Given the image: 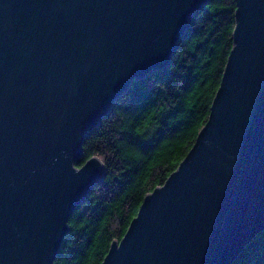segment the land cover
<instances>
[{"label": "water", "instance_id": "95a60500", "mask_svg": "<svg viewBox=\"0 0 264 264\" xmlns=\"http://www.w3.org/2000/svg\"><path fill=\"white\" fill-rule=\"evenodd\" d=\"M208 0H0V264H53L102 182L82 144L167 69ZM206 123L101 264H233L264 231V0H234Z\"/></svg>", "mask_w": 264, "mask_h": 264}, {"label": "trees", "instance_id": "16d2710c", "mask_svg": "<svg viewBox=\"0 0 264 264\" xmlns=\"http://www.w3.org/2000/svg\"><path fill=\"white\" fill-rule=\"evenodd\" d=\"M234 10V0H208L169 67L133 81L86 135L75 166L97 157L105 174L71 213L53 264H101L143 198L176 170L208 119L232 47ZM233 264H264V231Z\"/></svg>", "mask_w": 264, "mask_h": 264}]
</instances>
